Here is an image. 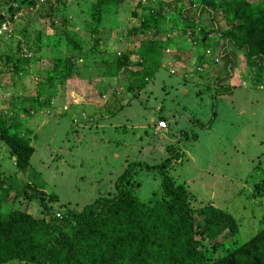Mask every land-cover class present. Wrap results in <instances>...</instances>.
<instances>
[{
  "label": "trees",
  "instance_id": "16d2710c",
  "mask_svg": "<svg viewBox=\"0 0 264 264\" xmlns=\"http://www.w3.org/2000/svg\"><path fill=\"white\" fill-rule=\"evenodd\" d=\"M84 1L89 12L80 33L70 29L66 0H0V34H7L10 40L9 53L0 52V82L6 74L15 81L26 76L30 65L39 68L43 33L28 28L37 20L49 22L56 37L52 47L65 41V53L55 55L48 69L35 73L38 81L29 98L36 103L39 100L38 106L21 94H12L7 112L0 116V141L9 149L14 166L12 175H6L0 167V264H264V216L259 221L262 227L239 243L238 223L227 210L212 204L192 205L195 196L170 174L171 162L182 155L178 142L168 144L166 156L156 163L130 161L115 182V193L99 194L81 208L53 211L56 195L46 194L35 184L19 182L17 175L26 173L34 148L29 132L19 130L16 111L30 116L42 109L55 117L63 114L61 110L68 114L71 107L74 113L86 116L89 125L98 123L100 112L113 117L129 105L117 95L130 92L131 98H137L163 67L164 59H168L170 75L184 68L183 79L193 76L184 61L178 66L167 56L181 42L180 30L189 35L190 48L201 47V62L192 71L197 76L210 73L214 77V97L222 87L231 88L221 85L224 76L217 71L212 74L209 66L229 58L232 50L244 52L245 63L254 76L264 75V0ZM122 5L130 10L128 43L113 51L107 42L111 31L102 35L99 23ZM21 21L24 26L14 28ZM92 54H99L100 59L91 62ZM80 60L90 69L87 79L91 78L82 91L74 80L79 76ZM126 70L130 72L122 81V92L114 90L105 99L111 85L107 80L115 78L118 85L119 73ZM226 70L231 74V67ZM197 76L196 80H203ZM254 81L260 86L259 80ZM94 82L96 90L91 89ZM71 90L79 95L85 92L86 96L72 105L77 96ZM65 96L68 103L60 104L58 99ZM97 103L102 106L94 107ZM9 110L12 115L7 118ZM71 120L76 119L72 116ZM159 120L164 122L161 129H165V118ZM70 133L77 135L73 125ZM142 170L160 176V189L152 194L153 199L137 194L140 184L134 174ZM251 195L264 198V178L253 185ZM32 200L41 208L38 217L29 212ZM224 247L222 256L211 258Z\"/></svg>",
  "mask_w": 264,
  "mask_h": 264
},
{
  "label": "rangeland",
  "instance_id": "374dc122",
  "mask_svg": "<svg viewBox=\"0 0 264 264\" xmlns=\"http://www.w3.org/2000/svg\"><path fill=\"white\" fill-rule=\"evenodd\" d=\"M66 3L65 12L72 21L70 29L82 33L86 27L83 18L88 20V6L84 0H66ZM125 7L122 5L118 12H109L99 23L102 35L111 31L107 42L113 51L128 43L125 40L131 17L130 10ZM171 17L175 16L172 14ZM17 23L14 28L23 27L25 22ZM28 28L40 29L43 33L40 69L30 65L27 75L16 81L10 74L3 77L0 82V116L8 110L15 95L21 94V98L38 106L39 100L36 103L35 99L29 98L38 81L36 71L48 69L55 55L65 53L64 40L59 47H52L56 37L52 35L49 22L37 20ZM178 34L181 42L169 50L167 56L176 60L178 66L184 61L193 76L183 79L184 68L177 70V75H170L166 64L168 59H164L163 67L137 98H131L130 92L117 95L129 105L113 117L100 112L98 123L95 121L97 124L89 125L86 116L74 113L71 107L68 114L61 110L63 114L55 117L42 109L30 116L16 111L14 115L19 130L29 132L34 148L26 173H18L17 178L21 183L41 187L46 194L56 195L58 201L51 204L53 211L65 207L81 208L99 194L115 193V182L130 161L156 163L166 156L168 144L178 142L182 155L171 162V176L195 196L192 205L212 204L227 210L238 223L237 239L243 243L262 227L259 221L264 216V198L256 199L251 195L253 185L264 178V75L254 76V71H250L245 63L244 52L232 50L229 58L209 66L212 74L217 71L224 76L221 85L231 88L222 87V92L214 97V77L210 73L197 76L192 71L201 62V47L190 48L189 35H183L181 30ZM30 35L34 38L33 33ZM9 49L8 35L0 34V52L7 54ZM99 56L92 54L89 60L97 61ZM189 57H192L191 62H188ZM82 62L78 61L79 76L74 78L81 91L91 79H87L90 69ZM228 66L231 67L229 75L226 74ZM129 72L119 73L121 81L118 85L115 78L107 80L111 85L110 92H105V99L114 90H123L121 84ZM196 76L203 80H196ZM254 79L260 81V86ZM98 85L103 90L99 82ZM91 89L96 90L95 82ZM71 91L77 96L72 105L86 96L85 92L79 95L77 91ZM58 102L68 103L67 96L59 98ZM93 105L102 106L100 103ZM8 112L7 118L12 115L10 110ZM70 114L76 119L73 120L75 126ZM160 117L167 122L165 129L158 127ZM72 125L77 129V135L70 133ZM12 160L9 149L0 141V167L6 175L14 172ZM134 180L140 184L137 194L142 199H153L152 194L159 192L160 176L155 171H137ZM25 202L21 204L25 206ZM40 210L36 200L29 203V212L33 216H40ZM220 238L224 239L223 236ZM225 249L211 258L222 256Z\"/></svg>",
  "mask_w": 264,
  "mask_h": 264
},
{
  "label": "built area",
  "instance_id": "2783aa9c",
  "mask_svg": "<svg viewBox=\"0 0 264 264\" xmlns=\"http://www.w3.org/2000/svg\"><path fill=\"white\" fill-rule=\"evenodd\" d=\"M4 27H5V25H4ZM159 124L161 125V127H164V123L163 122H160Z\"/></svg>",
  "mask_w": 264,
  "mask_h": 264
},
{
  "label": "clouds",
  "instance_id": "9594fccd",
  "mask_svg": "<svg viewBox=\"0 0 264 264\" xmlns=\"http://www.w3.org/2000/svg\"><path fill=\"white\" fill-rule=\"evenodd\" d=\"M160 122H163V121H160ZM160 122H159V123H160ZM159 123H158V127H161ZM163 123H164V122H163Z\"/></svg>",
  "mask_w": 264,
  "mask_h": 264
}]
</instances>
